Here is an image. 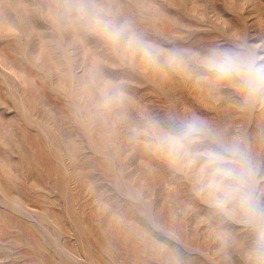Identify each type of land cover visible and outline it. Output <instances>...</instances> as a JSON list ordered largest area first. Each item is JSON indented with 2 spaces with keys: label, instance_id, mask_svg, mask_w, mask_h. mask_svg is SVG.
<instances>
[{
  "label": "rangeland",
  "instance_id": "rangeland-1",
  "mask_svg": "<svg viewBox=\"0 0 264 264\" xmlns=\"http://www.w3.org/2000/svg\"><path fill=\"white\" fill-rule=\"evenodd\" d=\"M0 264H264V0H0Z\"/></svg>",
  "mask_w": 264,
  "mask_h": 264
}]
</instances>
